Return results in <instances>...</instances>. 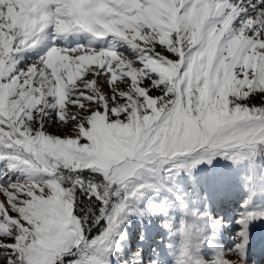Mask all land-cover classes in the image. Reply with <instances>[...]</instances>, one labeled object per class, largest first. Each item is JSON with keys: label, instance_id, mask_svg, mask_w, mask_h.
I'll use <instances>...</instances> for the list:
<instances>
[{"label": "snow or ice", "instance_id": "obj_1", "mask_svg": "<svg viewBox=\"0 0 264 264\" xmlns=\"http://www.w3.org/2000/svg\"><path fill=\"white\" fill-rule=\"evenodd\" d=\"M48 29L91 41L18 69ZM257 97L264 0H0V264H104L165 171L264 145Z\"/></svg>", "mask_w": 264, "mask_h": 264}, {"label": "rangeland", "instance_id": "obj_2", "mask_svg": "<svg viewBox=\"0 0 264 264\" xmlns=\"http://www.w3.org/2000/svg\"><path fill=\"white\" fill-rule=\"evenodd\" d=\"M51 33L54 34L52 29ZM51 40L55 41L54 45L52 43L42 53H34L36 49L31 54L29 51L21 53L17 57L18 69L23 70L38 61L51 46L65 48L58 43L60 39H55V34ZM99 83L107 91L103 80ZM261 101L264 97L251 102ZM163 176L161 190L147 193L139 203L133 202L121 218L120 227L103 257L104 264H179L181 240L173 229L182 220L191 221L193 213L200 227L192 249V264L220 257L239 259L232 252L244 242L242 232L246 233L247 240L244 264H264L257 254L259 237L264 230V145L243 161L217 157L210 164H200L191 175L180 169L171 173L165 171ZM3 199L0 196V200ZM249 214L253 216L251 220L243 225L239 223ZM103 224L106 228V222L102 221L101 227ZM98 232L99 229H94L90 238ZM74 259L76 257L66 258L67 261Z\"/></svg>", "mask_w": 264, "mask_h": 264}, {"label": "clouds", "instance_id": "obj_3", "mask_svg": "<svg viewBox=\"0 0 264 264\" xmlns=\"http://www.w3.org/2000/svg\"><path fill=\"white\" fill-rule=\"evenodd\" d=\"M192 215L193 219L191 221L182 220L179 226L173 229L174 234L179 236L181 240L179 264L181 260H184L185 264H192L193 262L192 249L199 235L200 225L195 213ZM200 264H217V260L202 261ZM231 264H243V262L237 259L233 260Z\"/></svg>", "mask_w": 264, "mask_h": 264}, {"label": "bare ground", "instance_id": "obj_4", "mask_svg": "<svg viewBox=\"0 0 264 264\" xmlns=\"http://www.w3.org/2000/svg\"><path fill=\"white\" fill-rule=\"evenodd\" d=\"M49 30L47 31V40L41 44L39 47L36 48V50L34 51V53H41L42 51H44V49H47V47L52 44V40H50L49 38ZM87 37V35L85 34H80V35H73V36H69L67 38H62L60 40V42L62 43V45L64 44H74L76 42H79L81 40H84ZM264 235V233H263ZM257 254L259 256V261L260 262H264V255L261 253V248L258 245V250H257Z\"/></svg>", "mask_w": 264, "mask_h": 264}]
</instances>
